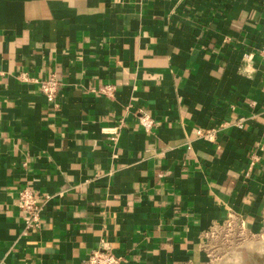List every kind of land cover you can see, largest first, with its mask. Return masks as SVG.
Returning <instances> with one entry per match:
<instances>
[{"label": "crops", "instance_id": "obj_1", "mask_svg": "<svg viewBox=\"0 0 264 264\" xmlns=\"http://www.w3.org/2000/svg\"><path fill=\"white\" fill-rule=\"evenodd\" d=\"M263 45V0H0V264H207L230 214L258 231Z\"/></svg>", "mask_w": 264, "mask_h": 264}, {"label": "built area", "instance_id": "obj_2", "mask_svg": "<svg viewBox=\"0 0 264 264\" xmlns=\"http://www.w3.org/2000/svg\"><path fill=\"white\" fill-rule=\"evenodd\" d=\"M261 52L264 55V45ZM60 84V79L55 75L40 80L41 90L47 101L54 102L55 104ZM139 118L144 126H152L153 120L148 113H141ZM198 133H204L209 137H213L214 135L213 129L206 131L198 130ZM254 163L255 160H252L250 166H253ZM18 192V205L24 215L26 231L35 229L41 224L42 213L50 196L46 195L40 198L35 194L34 190L28 186L20 187ZM247 232H249V230L245 220L234 214H230L222 224L213 226L208 232V241L205 243L208 256L207 264L222 263L224 261L222 258H225L233 252V241L230 240L231 237L236 236L239 240L244 239L246 238ZM219 254L222 255L218 257ZM123 261L124 256L119 253L117 248L110 242L104 241L98 248L93 249L88 254L82 264H122ZM185 264L192 263L186 262Z\"/></svg>", "mask_w": 264, "mask_h": 264}, {"label": "rangeland", "instance_id": "obj_3", "mask_svg": "<svg viewBox=\"0 0 264 264\" xmlns=\"http://www.w3.org/2000/svg\"><path fill=\"white\" fill-rule=\"evenodd\" d=\"M246 238L244 239H238L236 236L235 237H231V241H233L232 243V249L233 252L230 253L229 255H227L225 258H222L224 261L222 262L223 264H240L239 262L234 263L232 261H230V258H232L236 251H240L241 252V256H242V260L248 256L252 257L253 259H255L258 264H263L264 262V247L263 244H261L259 247L255 248L251 245L246 244L244 246L245 243L250 242V241H259V240H263L264 241V223L261 226V228L256 231V232H247ZM222 254H219L218 257H220ZM231 256V257H230ZM218 262V260H217ZM244 261H242L243 263ZM220 263V264H222ZM241 263V264H242Z\"/></svg>", "mask_w": 264, "mask_h": 264}, {"label": "bare ground", "instance_id": "obj_4", "mask_svg": "<svg viewBox=\"0 0 264 264\" xmlns=\"http://www.w3.org/2000/svg\"><path fill=\"white\" fill-rule=\"evenodd\" d=\"M249 243V245H251V246H253V247H255V248H257V247H259L261 244H263V247H264V241L263 240H257V241H250V242H247V243H245L244 244V246L246 245V244H248ZM260 248V247H259ZM261 249V248H260ZM231 257V256H230ZM230 261H232V262H234V263H237V262H239L240 264L242 263V256H241V252L240 251H236V253H235V255L232 257V258H230Z\"/></svg>", "mask_w": 264, "mask_h": 264}, {"label": "water", "instance_id": "obj_5", "mask_svg": "<svg viewBox=\"0 0 264 264\" xmlns=\"http://www.w3.org/2000/svg\"><path fill=\"white\" fill-rule=\"evenodd\" d=\"M263 264H264V262H263Z\"/></svg>", "mask_w": 264, "mask_h": 264}]
</instances>
